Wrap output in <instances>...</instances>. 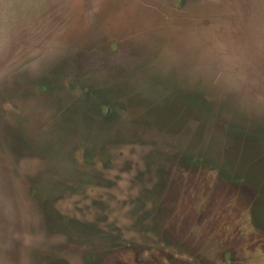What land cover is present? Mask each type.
Masks as SVG:
<instances>
[{
	"label": "rangeland",
	"instance_id": "1",
	"mask_svg": "<svg viewBox=\"0 0 264 264\" xmlns=\"http://www.w3.org/2000/svg\"><path fill=\"white\" fill-rule=\"evenodd\" d=\"M180 229L264 264V0H0V264L205 261Z\"/></svg>",
	"mask_w": 264,
	"mask_h": 264
},
{
	"label": "flooded vegetation",
	"instance_id": "2",
	"mask_svg": "<svg viewBox=\"0 0 264 264\" xmlns=\"http://www.w3.org/2000/svg\"><path fill=\"white\" fill-rule=\"evenodd\" d=\"M81 54H78L77 56H80ZM78 58V57H77ZM78 60H80V65H81V57L78 58ZM80 86V91H81V83L79 82L78 84ZM81 96V94H80ZM51 154L53 153H49V152H46V156L47 157H50ZM186 231H184V229H180L178 230L176 233L177 235L175 236V241L177 243V245L179 246V243L181 244H185L183 246L185 247H189V248H192L194 251H198L200 253V255H204V257H206V260L205 261H198V259L195 257L194 258H188L187 256L190 257V255H180V259H175V261H165V260H160L161 262H159V264H229L228 262H225L224 261V257H225V245L224 243L220 240V242L217 244L215 242V244L213 245L214 242H208L207 244H203V241L202 240H197L195 239L194 235H196L195 233H191V229H185ZM164 231L166 232H169L168 229L164 228ZM188 232V234L191 236H189V238H187L186 236V233ZM176 245V246H177ZM220 248V250L218 249ZM216 249L219 250L218 252V255L214 254V252L216 251ZM133 251V250H132ZM145 252V251H144ZM134 255L137 256L136 252L134 253ZM192 257V255H191ZM137 258H140L141 260L139 259H136L135 262L133 261H126L125 263L126 264H151V261H148V256L146 254H143V251H141V255L140 257H137ZM240 258V257H238ZM247 259V258H246ZM243 263L242 261H237V264H241Z\"/></svg>",
	"mask_w": 264,
	"mask_h": 264
}]
</instances>
